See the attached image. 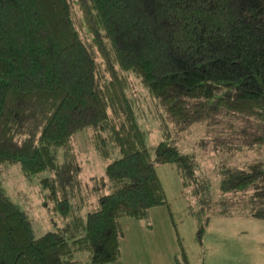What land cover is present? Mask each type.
<instances>
[{"label": "trees", "instance_id": "1", "mask_svg": "<svg viewBox=\"0 0 264 264\" xmlns=\"http://www.w3.org/2000/svg\"><path fill=\"white\" fill-rule=\"evenodd\" d=\"M134 79L170 128L204 123L226 150H264V0H0V168L19 162L65 219L36 235L0 179V264L119 258L122 217L152 226L151 208L169 202L157 164H176L199 240L214 214L264 219V158L223 162L214 177L161 124L153 152L158 114ZM84 129L108 160L92 203L77 180ZM179 240L176 263L190 264Z\"/></svg>", "mask_w": 264, "mask_h": 264}, {"label": "rangeland", "instance_id": "2", "mask_svg": "<svg viewBox=\"0 0 264 264\" xmlns=\"http://www.w3.org/2000/svg\"><path fill=\"white\" fill-rule=\"evenodd\" d=\"M134 80L139 93L141 92L143 95L142 91L146 90L141 86L137 79ZM146 92L149 93V91ZM148 93L146 99L149 103H151L153 109H156L158 114L152 122L153 127L148 129V142L154 152L156 144L164 136V134L161 133L162 129L159 128L158 125H163L162 127L166 130V128H170V121L167 117L165 107L157 101V98ZM148 106H150V104H148ZM191 126L192 130L188 131L186 125L181 127H176L175 125L174 129L172 128L173 125H171L170 129L172 130L170 140L171 142L178 144L183 152H187L191 148H196L198 151L197 159L209 168L210 175H213L214 177L218 175L219 164L223 162L235 164L236 162H240L242 160L245 161L264 158V150L258 149L256 145L244 146L243 149L238 151L236 150L237 152L235 153L234 150H226L222 140L216 137L219 133H221L220 130L210 128L204 123H195ZM87 132L88 129L81 130L79 131L77 137L76 150H78V156L83 164L81 171L77 174V180L84 183L86 186L85 190H87L89 196V203H92L96 199V187L100 188L103 183H106V164L108 160L104 159L89 144L87 141ZM199 138L200 141H198ZM232 152H234V155H231ZM167 165H170L173 169L175 168L176 175L180 176L175 163L157 164L158 171L167 193L173 202L172 210L169 209L170 216H174V219H170V227L172 231H170L171 229L169 230L168 227H165L164 232L167 235H173L175 241L179 243L180 247L178 252L181 251V244L179 240V237H181V241L188 254L190 264H204L205 259L210 264L212 263L213 256H215L217 251L214 252L216 250L214 247L212 251L208 249L211 240L213 241L212 244H214L219 240V237H221V241L225 240L224 237H227V234H231L232 236L236 234H243L244 237L248 236L249 233L257 234L255 231H248V229L251 228V223L248 222V220L245 221L242 218H240V220L228 218V216H231L229 214H214L213 218L211 217V226H207L203 240H199L197 236L196 221L191 213L189 205L186 207L183 206L182 209L179 208L178 202L180 203V199L177 197L178 194L174 181V170L172 171L170 166ZM92 174L95 175V178L90 180L89 175ZM0 179L11 197L29 211L33 220L36 235H40L51 229L58 230L65 223L64 217L57 214L51 207L52 203L50 201L44 202L48 189L42 186L38 177H29L26 175L19 162H11L7 163V165H3L0 168ZM89 203L84 202L82 206H78V208L75 207L69 216L71 217L79 212L84 214ZM168 203L165 205H168ZM126 217L127 216H125V218ZM128 219L134 218L128 217ZM151 219L153 226L152 216ZM159 222L161 223V220ZM124 224L125 227L129 229L127 222H123V225ZM249 240L252 241L253 239L249 238ZM248 246V250L243 249L250 256H256L260 252L259 249L257 250L258 242L256 240L253 243H248ZM198 251H200L201 254H199ZM86 254V251L78 252V256L80 257H86Z\"/></svg>", "mask_w": 264, "mask_h": 264}, {"label": "crops", "instance_id": "3", "mask_svg": "<svg viewBox=\"0 0 264 264\" xmlns=\"http://www.w3.org/2000/svg\"><path fill=\"white\" fill-rule=\"evenodd\" d=\"M171 169L174 170L177 197L180 199L178 204L179 208L182 209L183 206H188L186 192L180 176L176 175L175 168ZM168 198V205L163 204L151 208L152 227L145 226L136 217L127 216L125 218L123 216L122 225L123 222H127L129 229L125 227V224L123 225L121 236L122 255L115 260L96 264H177L175 254L178 253L180 245L175 241L173 235H167L164 232L165 227L171 229L170 219H174V216L169 214V209L172 210L173 207L169 194ZM128 217L134 219H128ZM212 218L208 224L209 226H211ZM228 218L248 220L251 223V228L248 231H255L257 234L249 233L246 237L243 234L234 236L227 234V237H224L225 240L221 241V237H219V240L214 244L211 240L208 249L212 251L214 247L216 249L214 252L217 251L211 264H264V219L243 214L231 215ZM249 238L253 240L250 241ZM255 240L258 242L257 250L259 249L260 252L256 256H250L244 249L248 250V243H253ZM198 253L201 254L200 251ZM204 264L210 263L205 259Z\"/></svg>", "mask_w": 264, "mask_h": 264}]
</instances>
